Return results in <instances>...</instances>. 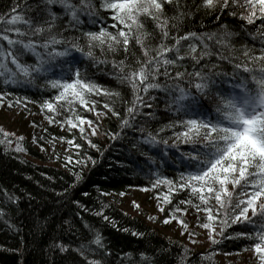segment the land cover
Wrapping results in <instances>:
<instances>
[{
	"label": "snow or ice",
	"instance_id": "snow-or-ice-1",
	"mask_svg": "<svg viewBox=\"0 0 264 264\" xmlns=\"http://www.w3.org/2000/svg\"><path fill=\"white\" fill-rule=\"evenodd\" d=\"M166 5L174 7L175 15L165 14ZM191 7L181 4L180 0H37L36 3L14 0L10 11L0 14V82L5 86L33 85L44 80L45 86L56 94L42 102V110L73 113L66 123L70 129L79 128L82 137H85L84 125L91 129L90 135L95 136L99 134V124L93 126V120L75 114L76 105L95 112L98 120L110 112L119 120L121 132L132 128L140 133L142 139L138 143L149 149L140 151V155L149 166L157 164L156 157L149 154L151 150H157L161 157L175 156L178 152L185 171L177 181L153 173L157 178L151 187L168 186V194L162 197L167 204L172 203L171 193L190 190L198 203L189 199L180 201V205H190L197 213H205V222L199 226L209 230V239L214 245L219 243L213 235L214 224H219L218 235L223 236L225 229L232 225L256 227V220L261 221L254 232L239 233L237 238L255 240L253 248L259 264H264V0H201L196 12L222 13L229 9L228 15L236 17L237 12L231 9L244 10L239 13L244 23L221 24L213 31L183 30L186 21L196 14ZM102 12L110 14L111 24H105ZM146 19L158 32V44L153 45L156 37L147 31ZM98 25V30L82 31ZM133 44L140 48V56L131 51ZM120 52L124 53L123 59H107V54L115 56ZM76 54L93 66L111 63L113 78L130 87L132 98L123 101L126 104L124 116L116 110L114 99L103 104L107 112L97 111L98 101L92 97L123 98L120 92L106 89L88 76L87 69L79 66L83 60ZM152 93H163L166 111L176 117L155 130L147 126L155 119L150 110L159 99ZM6 96L7 93H0V104ZM15 103L20 104V98H16ZM8 106L12 107L13 102L9 101ZM138 118L144 123L138 124ZM49 119L53 122L51 117ZM169 130L172 136L164 138L162 134ZM0 134L4 137L0 144L12 143L8 137L14 134L3 130ZM111 138H120V132L112 133ZM23 139L17 138L16 152L25 151L20 143ZM87 143L100 151L90 139ZM68 144L77 150L82 147L74 140H69ZM182 145L189 150L180 151ZM65 160V167L79 166L81 170L89 162L96 164L87 154L75 160L69 155ZM72 174L79 183L82 174ZM4 195L8 201L19 199L6 190ZM76 203L79 205V201ZM134 206L139 208L135 202ZM102 209L94 214L108 221ZM158 210L163 212L164 208ZM186 210L178 205L174 213ZM5 215L0 209V218ZM172 218L175 219L174 214ZM164 223H169V219ZM179 223L188 229L183 220ZM132 235L142 236L143 233L133 232ZM92 244L110 254L99 232L89 245L75 250L87 259L81 249L95 253L97 249H92ZM57 247L61 252L68 251L64 244ZM128 255L131 257V253ZM148 259L141 254L142 262ZM88 264H102V261L91 259Z\"/></svg>",
	"mask_w": 264,
	"mask_h": 264
},
{
	"label": "trees",
	"instance_id": "trees-1",
	"mask_svg": "<svg viewBox=\"0 0 264 264\" xmlns=\"http://www.w3.org/2000/svg\"><path fill=\"white\" fill-rule=\"evenodd\" d=\"M20 2L23 3V0ZM36 2L37 0H29V3ZM13 3L14 0H0V14L8 13ZM180 3L192 6L191 10L196 13L186 21L184 31H213L221 24L237 26L244 23L239 19V13L244 11L240 8L231 9L238 14L233 17L228 15L229 9L222 13L214 11L206 14L204 10L196 12V6L200 5L201 0H180ZM165 14L169 17L175 15L174 7L166 5ZM101 15L105 16L106 25L112 23L108 18L110 14L102 12ZM217 16L220 17L219 20L216 19ZM98 27L99 25L96 28L85 27L82 31L98 30ZM145 27L156 37L153 45L158 44L159 35L154 24L146 19ZM131 51L136 56L141 55L140 48L135 44L131 45ZM76 55L83 60L79 66L82 70L87 69L88 76L102 87L120 92L123 98L94 96L92 98L98 101L97 111L107 112L103 104L111 103L114 99L116 110L124 116L126 104L123 101H130L132 98L130 87L121 85L113 78L111 63L93 66L86 58ZM97 56H100L98 50ZM123 58V52L115 56L107 54L109 61ZM0 93H7L0 108L22 110L31 129L29 135L9 133L14 134L8 137L12 143L0 144V209L6 213L0 218V264H88L91 259L100 260L102 264H231L229 260L224 262L221 256L246 255L255 251V240L242 236L237 238V234L254 232L261 223L259 220L255 222L256 227L248 224L232 225L225 229L223 236H217L219 243L214 245L210 242L204 249H199L178 236L163 234L147 219L129 213L119 204L116 195L133 188H147L155 198L168 194V186L165 184L155 189L151 187L157 178L153 173L177 181L180 173L185 171L179 162L178 152L175 156L170 154L168 157H161L157 150H151L149 154L156 157L157 164L149 166L146 158L140 155V151L149 149L138 143L142 139L138 131L128 128L121 132L119 120L110 112L98 120L95 112H88L83 106L76 105L75 114L93 120V126L99 124V134L95 136L90 135L91 129L87 125L84 126L85 137L98 145L100 151L91 148L87 139L81 136L79 128L70 129L67 125L66 120L73 113L65 110L56 114L47 109L42 110V102L56 94L45 86L44 80H38L33 85L5 86L0 82ZM152 94L159 99L150 110L155 119L149 121L147 126L155 130L176 117L174 113L166 111L163 93ZM16 98H20V104L15 103ZM9 101L13 102L12 107L8 106ZM50 117L53 122H50ZM143 123V119L138 118V124ZM0 130L6 132L4 126H0ZM180 130L182 129H176ZM117 132H120V138L112 139L111 134ZM162 135L164 138L171 137L172 130ZM18 137L24 138L20 143L25 151H15ZM0 139H4L2 134ZM69 140H74L82 147L75 149L68 144ZM133 144H137V147L134 148ZM187 150L189 149L183 145L180 148V151ZM85 154L96 161L95 166L89 162L82 170L79 166L65 167L66 156L70 155L75 160ZM73 172L82 174L79 183H76ZM73 184L75 187H70ZM5 190L19 199L8 201L4 195ZM84 192L88 195H82ZM170 198L172 203H164V211L154 219L155 222L172 218L173 214L176 219L183 221H205V213H197L190 205H180V201L189 199L198 203L191 196L190 190L171 193ZM76 201H79V205ZM102 205L106 207L102 209ZM178 205L186 208V212L174 213ZM101 209L109 217L108 221L103 216L94 214ZM249 215L251 216V212ZM215 225L219 226L218 223ZM96 232L101 234L102 242L110 254H105L92 244L91 248L97 249L95 253L81 249L87 257L85 259L75 249H80L81 245H89ZM133 232L143 235L134 236ZM59 244L67 246L68 251L61 252L57 247ZM142 253L149 259L142 262ZM254 255L258 257L256 253Z\"/></svg>",
	"mask_w": 264,
	"mask_h": 264
},
{
	"label": "rangeland",
	"instance_id": "rangeland-1",
	"mask_svg": "<svg viewBox=\"0 0 264 264\" xmlns=\"http://www.w3.org/2000/svg\"><path fill=\"white\" fill-rule=\"evenodd\" d=\"M0 126H4L5 131L8 133H15L17 135H29L31 133L27 118L20 109L0 108ZM162 197L163 196H156L155 198L150 195L149 191L138 188L129 190L124 193L123 196L120 194L116 195L119 204L129 213L147 219L163 234L178 236L199 249H204L211 244L209 239V230L199 226L205 221L188 219L187 221H184L188 225V229L185 230L179 223L180 219L168 218L169 223L167 224L164 223L165 219L159 223L155 222L154 219H150L149 217L156 218L161 215V212L158 209L164 206ZM134 202L136 205H139V208L134 206ZM214 227L216 232L213 235L217 238L219 226L214 224ZM189 233H195V235L190 237ZM192 241H195V243ZM254 253L255 251L249 252L246 255H227L221 256V258H223L224 262L229 260L231 264H259V258L256 257Z\"/></svg>",
	"mask_w": 264,
	"mask_h": 264
}]
</instances>
